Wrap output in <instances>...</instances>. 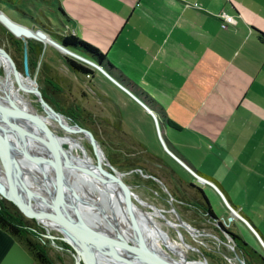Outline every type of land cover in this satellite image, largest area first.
I'll list each match as a JSON object with an SVG mask.
<instances>
[{"label": "crops", "instance_id": "crops-1", "mask_svg": "<svg viewBox=\"0 0 264 264\" xmlns=\"http://www.w3.org/2000/svg\"><path fill=\"white\" fill-rule=\"evenodd\" d=\"M55 2H59L58 7L65 13L62 19L67 22V31L80 35L106 54L109 62L155 103L161 134L173 153L195 171L214 179L225 191L229 203L246 217L243 207L233 201L216 176L202 170L191 155L178 148L167 135L174 131L192 135L201 142L203 138L208 139L202 149L211 154L215 146L231 159L233 167L244 169L240 178L242 189H253L264 205V180L261 177L258 180L252 173V169L257 168L264 176V0ZM222 14L235 17L236 25L223 27ZM93 78H99L105 85L109 83L97 73ZM117 89L114 84L110 86L112 96ZM123 96L127 94L124 92ZM136 107L149 124H155L149 112L137 103ZM120 112L132 141L136 139L135 134H139L127 123L131 115ZM168 120L180 129L171 128ZM130 140L127 142L131 143ZM140 150L150 155L144 147ZM118 151L123 153L124 149L118 148ZM153 157L163 162L157 164L159 172H171L191 184L192 180L183 178L175 167L161 159L162 156ZM232 159H237L241 165ZM216 162L223 168L224 160ZM124 169L121 170L126 171ZM172 182H175L174 177ZM197 188H201L213 210L212 189ZM224 208L227 210L226 206ZM246 218L264 240V231ZM237 235L247 243L240 232ZM248 245L264 257L255 240L253 245ZM0 264L34 262L19 243L0 230Z\"/></svg>", "mask_w": 264, "mask_h": 264}, {"label": "rangeland", "instance_id": "rangeland-1", "mask_svg": "<svg viewBox=\"0 0 264 264\" xmlns=\"http://www.w3.org/2000/svg\"><path fill=\"white\" fill-rule=\"evenodd\" d=\"M59 1L61 3L63 2V0ZM55 3L58 7L59 2ZM0 8L11 20L19 25H24L29 29L33 30V24L30 23V17H32L35 20L39 19L43 23H47L48 21L52 24L55 30H60L61 33H65L63 25L64 23L67 24V22L60 17L57 12V8L43 4L37 0H22L16 4L14 9L7 8L2 5ZM34 31L36 32V30ZM9 32L10 31L0 23V46L8 51L12 59L20 63L22 52L19 49L21 48L23 41L16 36L15 38H11L9 36ZM74 36L81 39L83 42L88 43L80 35L74 34ZM88 44L94 48H97L91 43ZM35 45L42 47L43 50L40 56L34 55L33 61L36 62L37 66L35 70L30 73L32 79L35 80L37 84L36 87L41 92L42 97L44 98L46 95L51 98L48 92L49 85L46 83V81L51 78H55V83L62 88L64 93V95H60V97L57 98L58 102L61 103L60 105L64 108L65 112L75 119H78L79 114H81L86 120H88L87 117H90L91 122L90 124H86L88 127H85L91 128L94 131L105 155L110 160L112 165L116 164V166L121 167L123 170L124 164L130 162L132 164H137L138 167L142 169V172L140 169H135L132 172H128L129 174H126L123 177L124 183L131 190L138 193L140 199L158 207L165 217L171 222L178 223L177 215L172 211L174 208L187 224L196 229H200V235L196 236L188 233L183 228L176 226L173 228L169 226L161 216L150 212L151 209L143 207L144 210L150 212L148 217L152 222V236L154 238L155 246L159 250L168 254L175 260L181 259L177 253H174V251H177L181 254L182 260L183 258H186L187 261L199 262V260L202 261L205 257L208 261V264H241L236 257V255H238L246 262V259L242 257V253L237 249H233L234 246L227 242L223 235L218 234L213 227L214 225L212 226L208 224L206 222V218H202L203 215L199 214L197 209H194V207L188 205L187 207H184L170 198L168 192L170 193L171 191L174 196L179 199H184V201L197 200L198 192L195 188L190 187V184L179 180L178 177L171 172L165 171V174L159 172L160 169L158 168L157 164H162L163 162L154 158L153 155L164 157H161V159L172 168L175 167V170L177 169V172L179 171L182 177L187 181L192 180L190 183L194 184L196 188L201 186H208L211 188L212 194L210 195V200L213 210L218 218L223 223L229 225V228L232 232L237 234L240 232L241 236L247 241L248 244L253 245L255 240L264 253V249L260 245L261 242L258 239L257 234L252 230L251 226L236 217L231 211L228 210L227 207L226 208L228 212L224 208L226 204L220 193L212 186L207 185L206 182H203L198 177H195L193 173L186 170L180 163H178L176 159L168 154L158 136L156 126H154L155 124H149L146 116L142 114L139 108L136 107V102L134 99L128 95L126 97L123 96L124 92L120 88L119 90L117 89L116 93L113 92L112 96L109 89L110 86H113V84L109 81V79L107 80L105 78L106 82L108 81L110 83L105 85L103 81H99V78L94 79L93 77L80 75L72 71L65 60V56L60 53L58 48L51 45L49 42H41L35 39H29L27 50L29 47L33 49ZM30 63H32V60ZM0 75H6L4 61L1 56ZM15 86L18 87L21 92L25 93L28 96L27 98L32 101V105L36 111V114L46 116L45 112L43 111V107L35 94L29 92L27 89L20 88L16 82ZM75 107H77L79 111H75ZM120 110L125 115H131L133 118L132 121L131 117L129 116V121H127V123L132 125L130 128L133 129V131L135 130L139 135L135 134L136 139H133L132 141L129 139L130 136L127 132L128 129L121 121ZM63 116L69 125L73 126L77 124H75L70 118H67L68 116ZM45 127L51 129L56 137H58V145L64 151L67 149L66 152L70 155L78 153V155L91 158L93 160L92 162L96 164L97 160L93 148L82 133H70L64 130L62 127ZM61 137H69L73 141L78 142L80 144L79 150L73 151L69 142L59 141ZM167 137L170 138L169 140L175 143L178 148L191 155L194 162L201 166L202 170H206L214 174L221 184H223V186L227 189L233 201L237 205H241L243 207L244 213L246 212V217H248L254 223L258 230L264 231V205H262V202L259 201V194L254 193L253 189H242L243 184L240 178H242L244 169L233 167L231 164V159L226 157L220 151H217V147L213 145L212 146L214 149L211 154L207 152L205 148L203 150V144L205 145L208 139L203 138L201 139L203 142H201L193 138L192 135L185 134L184 132L177 133L174 131H170ZM190 137L191 139L189 140ZM127 140H130L131 143H129V141L127 142ZM138 144L143 146L150 153V155L140 152V148L143 147L138 146ZM118 148H123L125 152H119ZM205 151L207 152V155ZM170 152L173 153L171 149ZM173 154L181 162L189 167V165H187V163L182 158H180L175 153ZM118 157H120L119 160ZM221 158L224 160L223 168H219L216 162L223 161ZM232 160H235L236 162L238 161L237 159ZM239 165L241 164L239 163ZM0 167L7 171L1 158ZM252 170L254 171L252 172L253 175L257 177L258 180L260 177L261 180H264V176L259 174L257 168ZM150 173L153 175H158L159 177H163L165 181H161L162 183L159 181L156 183L153 182L152 178L150 177L152 176ZM172 177H174L175 182H172ZM178 185L180 188H177ZM168 187H170V190ZM100 188L103 189L102 186H100ZM2 198L3 197L0 195V199ZM29 200L35 203L33 197H30ZM87 201V204L94 209V212L98 217L101 216L103 219L107 217L105 213L97 209L98 203L96 201H93L92 199ZM237 213L240 214L238 210ZM229 217H233L232 222L229 221ZM27 219L39 227L40 231L46 235L45 226L43 225L45 223L43 221L39 223L35 219L32 221L30 217H27ZM236 221V226H234ZM127 222L129 223V221ZM45 225L50 229V234L56 237L53 242L48 237L44 236L45 245L49 249V253L52 258L57 262V264H76L73 251L70 249L69 245L64 246V242L60 239L62 235L52 227H49L47 224ZM111 228V230L115 232L113 225ZM176 228H178V230L181 232L185 244L189 247H186V245L183 244L181 236ZM146 230L148 231V229ZM167 241H169V247L166 244ZM247 260L250 261V264H257L248 257Z\"/></svg>", "mask_w": 264, "mask_h": 264}, {"label": "water", "instance_id": "water-1", "mask_svg": "<svg viewBox=\"0 0 264 264\" xmlns=\"http://www.w3.org/2000/svg\"><path fill=\"white\" fill-rule=\"evenodd\" d=\"M12 21L13 20L0 10V23L3 24L11 34L19 37L24 42L23 73L17 68L8 51L0 46V56L6 61L9 74L14 77L16 83L20 87H24L21 77L32 78L28 67L27 44L29 39L49 42L59 49L60 53L65 56V59L72 58L94 69L96 71L95 73L102 75L107 80L109 79L112 84L120 88L134 99L145 111L150 113L154 120L158 136L168 154L176 159L186 170L193 173L195 177H198L201 181L206 182L207 185L215 188L222 196L228 210L240 220L251 226L261 242V247L264 249V240L258 231L249 220L242 214L237 213V209L228 202L220 188L213 182L197 174L190 166H186V164L181 162L170 152L161 134L160 119L143 101L123 87L92 60L56 42L41 30H36L35 32L34 28L33 30L29 29L13 21L29 34L23 31L16 32L9 27V25L13 23ZM28 91L37 96L48 118L56 121L60 127L70 133H82L84 135L85 139L91 144L97 161L96 164L91 163L86 165L80 160L67 155L68 153L58 145L56 135L51 129L45 127L41 121L21 110L12 102H9L11 107L0 104V156L3 159V165L9 176V189L0 181V195L30 214L37 222L41 223L42 221H48L59 225L61 228L59 233L62 235L60 239L65 244L69 245L70 249L73 251L76 264H112L111 262L122 264H188L189 262L186 258L182 260L181 254L177 251H174V253L180 256L182 263H178L177 260L168 254H162L156 249L152 236V222L148 217L150 212L161 216L166 223L173 228H175L174 223L166 218L158 207L142 201V199L124 183L123 177L129 173L121 172L112 165L105 155L98 139L94 137L92 132L78 124L73 126L69 125L64 116L56 112L54 108L45 101L37 87L28 88ZM35 116L37 117V115ZM101 156H103L104 162ZM74 172L86 175V177L93 182H108L120 213L124 220L129 221L131 225V230L125 229L127 230L126 233L128 236H125L124 229L116 222L112 224L115 229L113 237L100 232L95 219L90 217L88 213L82 211V209L87 206L78 199V193L75 190L76 185H72L70 181H68L70 178L68 174ZM33 188L44 192L42 195H45L47 204H44L36 198H33L35 202L34 205L28 201L31 197L30 193L32 192L30 190H33ZM169 196L173 198L170 194ZM137 203L148 207L151 211L142 210ZM40 205H42V207H40ZM46 208H50V211L46 210ZM172 211L177 215L178 223L175 224L178 227L183 228L192 235H200L198 230L187 224L174 208ZM108 221L111 222V219L108 218ZM229 221L232 222L233 217H229ZM213 222L227 242L231 243L234 246L233 249H235V239L232 233L227 230L229 225L226 223L221 225L216 218H213ZM43 225L46 230L45 236L54 242L56 237L50 234V229L45 224ZM146 229H148V231H146ZM176 230L180 234L183 244H185L181 232L178 228H176ZM108 234L112 235L113 233L109 231ZM168 243L169 241L166 242L169 247ZM186 247L189 246L186 245ZM236 257L241 264H246L238 255H236ZM199 262L201 264H208L205 257L202 261L199 260Z\"/></svg>", "mask_w": 264, "mask_h": 264}, {"label": "trees", "instance_id": "trees-1", "mask_svg": "<svg viewBox=\"0 0 264 264\" xmlns=\"http://www.w3.org/2000/svg\"><path fill=\"white\" fill-rule=\"evenodd\" d=\"M21 1L22 0H0V6L2 5L4 7L14 9L16 4H18ZM37 1L43 4H46V5H49L51 7L57 8V12L61 18L62 16H65V13L62 10V8L60 6L57 7V5L54 4V0H37ZM30 23L33 24L32 28H34L35 30H41L42 32L47 34L50 38L55 40L56 42L62 44L63 46L74 51L75 53L92 60L94 63L99 65L105 72H107L111 77H113L116 81H118L123 87L128 89L131 93H133L136 97H138L141 101H143L153 112H155L156 114L159 113L156 109L155 103L147 95H145V93H143L119 69L114 67L109 62L106 54H104L99 49L90 46L88 43L83 42L81 39L77 38L76 36L68 32L65 27L66 26L65 23L63 25L65 29V33H61L60 30H55L52 24L49 23L48 21L47 23H43L39 19L35 20L34 18L30 17ZM9 36L11 38H15V36L11 34L10 32H9ZM262 36L264 37V35ZM19 50L22 52L21 62L18 63L16 60L14 59L13 60L17 68L23 73L24 72V42H22V46ZM42 50H43L42 47H38V45H35L33 49L31 47L28 48L27 50L28 51V66H29L30 72L35 70L37 66L36 62L33 61L34 55L40 56L42 54ZM31 60H32V63H30ZM65 60L68 66L70 67V69L77 74L85 75L89 77H94V75L96 74L95 73L96 71L94 69L74 59L68 58ZM55 82H56L55 78L54 79L51 78L46 81V83L49 85L48 92L51 98L45 95L44 96L45 101L49 105H51L56 112L61 113L65 116H68L67 118L74 119L75 121L73 120L72 121L75 124L77 123L78 125L84 128L88 127L86 126V124H90L91 122L90 117H87L88 120H86L83 118L81 114H79L78 119H75L72 116L68 115L67 112H65L64 108L60 105L61 103H59L57 99L58 97H60V95H64V93H63L62 88L59 87ZM75 111H79V109L75 107ZM167 122L171 128L177 129V130L180 129V127L176 125L175 123L169 120ZM160 123H161V120H160ZM86 129L90 130L92 134L94 135V137L97 139L96 134L91 128H86ZM114 166H116V164ZM124 168L126 171L141 169L138 167L137 164H134V163L132 164L130 162H127L126 164H124ZM196 173L206 178L207 180L213 182L214 184H216L220 188V190L224 193L226 199L228 200V197L225 191L214 179L200 172L196 171ZM189 186L192 188H195L196 191L198 192L197 193L198 198L197 200L194 201L195 205L192 204L191 206L196 208L201 213L205 215L207 214V216L210 218L218 219L215 216L201 188L200 189L196 188L193 184H190ZM198 194L200 195V197ZM233 207L237 209L235 206ZM27 217H30V219L34 221V218L30 214L26 213L25 211L17 207L12 202L4 198L0 199V230L8 233L17 243H19L27 251L28 255L32 258L34 264H57V262L50 255L49 249L45 245V240H44L45 234L40 231L39 227H37L30 220H28ZM232 236L235 239V242L238 247L237 248L238 251L242 253V257L246 259L247 264H250V261L247 260V257L251 259L252 261H255L257 264H264V257L262 255H260L254 249H252L240 236L235 235V234H232ZM64 246H67V244L64 243Z\"/></svg>", "mask_w": 264, "mask_h": 264}, {"label": "bare ground", "instance_id": "bare-ground-1", "mask_svg": "<svg viewBox=\"0 0 264 264\" xmlns=\"http://www.w3.org/2000/svg\"><path fill=\"white\" fill-rule=\"evenodd\" d=\"M9 27L16 32L23 31V32L29 34L27 31H25L24 29H21V27L14 22L11 25H9ZM3 61H4V65H5L6 75L5 76L0 75V93H1L0 104H2L4 106L11 107L9 102H12L21 110L32 115L34 118H37L39 121L42 122V124L44 126L60 127V125H58L57 122L48 118L47 116L36 114V111L32 105V101L27 98L25 93L21 92L18 89V87L15 86L16 81H15L14 77L11 74H9V68H8V65H7L6 61L4 60V58H3ZM21 81H22V84L24 86V87H20L22 89L28 90V88H34L37 85L35 80H33L32 78L29 79V78H26L23 76V77H21ZM35 115H37V117ZM69 136H71V135H69ZM59 141L69 142L70 147L73 151L79 150L80 144L76 141H73L69 137H61L59 139ZM66 150L67 149H65V151ZM67 155L80 160L82 163H84L86 165L93 163L92 162L93 160L91 158H87V157H84L82 155H78V153L77 154L74 153L73 155H70L68 153ZM0 158L2 159L1 156H0ZM101 158L104 162L103 156H101ZM68 176H70L68 181H70V183L72 185H76L75 190L78 193V199L82 203H84V205L87 206V207H84L82 209V211L84 213H88V215L90 217H93L95 219V222L98 225L99 231L102 233H106L107 235L113 237L114 231L111 230L112 229L111 227H112V224H114V222H116V223H119V226H121L122 229H124L125 236H128L126 233L127 230H125V229L127 228L128 230H131V225L126 220H124L122 218V214L120 213L118 206L116 205V202L114 200V194H113L112 189L109 186L108 182H106V181H102V182L101 181H95V182H93L91 179H88L86 177V175H82L78 172L69 173ZM0 181L9 189L8 172L3 170L1 167H0ZM100 186H102L103 189H101ZM30 191H32L30 193L31 197L36 198L39 201H42L44 204H47V201L45 200L46 199L45 195H42L44 192H41V191H39V189H36V188H33V190H30ZM8 192H9V190H8ZM89 199H92L93 201H96L98 203V210H101V212H105L106 213L105 215L109 219H111V222L108 221V218L103 219L101 216L98 217L96 215V213L94 212V209L87 204V202H88L87 200H89ZM28 201L31 202L33 205L35 204L29 199H28ZM111 201H113L114 203L112 202V204H111ZM112 205L114 206V208ZM40 207H42V205H40ZM46 210L50 211V208H46ZM43 222L58 232L61 229L60 226L54 222H48V221H43ZM174 226L178 227L175 223H174ZM109 231L112 232L113 234L112 235L108 234ZM133 245L137 246L136 244H133ZM156 249L159 250L157 247H156ZM159 251L162 254L164 253L161 250H159ZM164 254L167 255L166 253H164ZM177 262L182 263L181 260H177ZM188 262H189L188 264H200V262H197V261H188ZM111 263L112 264H122V263H118V262H111Z\"/></svg>", "mask_w": 264, "mask_h": 264}, {"label": "flooded vegetation", "instance_id": "flooded-vegetation-1", "mask_svg": "<svg viewBox=\"0 0 264 264\" xmlns=\"http://www.w3.org/2000/svg\"><path fill=\"white\" fill-rule=\"evenodd\" d=\"M27 96V95H26ZM28 97V96H27ZM71 120H73V121H75L74 119H71ZM118 170H120L121 172H124V173H128V172H132V171H134V170H131V171H122L121 170V168H119V167H117V166H115ZM141 170V172H142V169H140ZM151 174V173H150ZM152 176H150L151 178H152V181L153 182H157V181H159V182H161V181H163L162 180V178L161 177H159L158 175H153V174H151ZM162 183V182H161ZM194 185V184H193ZM195 186V185H194ZM196 187V186H195ZM165 188L167 189V187L165 186ZM170 190V189H169ZM168 191V190H167ZM194 191H195V189H194ZM136 193V192H135ZM194 193H196V192H194ZM137 195H138V193H136ZM171 195L173 198V200L174 201H176V202H178L180 205H183L184 207H187V205L188 206H191L192 204H194L195 205V203H194V201L195 200H192V201H184V199H179V198H177L176 196H174L173 195V193H171V191H170V193L168 192V195ZM199 195V194H198ZM138 197H139V195H138ZM199 197H200V195H199ZM140 198V197H139ZM171 198V197H170ZM143 201V200H142ZM145 202V201H144ZM146 203H149V202H146ZM138 204V206L142 209V210H144V208L143 207H146V206H143V205H140L139 203H137ZM150 204V203H149ZM192 207V206H191ZM148 208V207H147ZM194 209H196V208H194ZM146 211V210H145ZM197 211V210H196ZM199 214H202L203 215V217L202 218H206V222L208 223V224H210V225H214L213 227L215 228V229H217V230H215L218 234H221L220 233V231H219V229L215 226V224H214V222H213V218H210V217H208L207 216V214L205 215V214H203V213H201L200 211H199ZM216 222V221H215ZM218 222L219 223H221V225L223 224V222L222 221H220V220H218ZM191 226V225H190ZM192 227V226H191ZM181 228V227H180ZM194 228V227H193ZM196 229V228H195ZM198 230V233H200V229H197ZM227 230L228 231H230L232 234H235V233H233L231 230H230V228L228 227L227 228ZM222 235V234H221ZM235 235H237V234H235ZM239 236V235H238ZM236 243V242H235ZM236 246V248L235 249H237L238 247H237V244L235 245ZM238 250V249H237Z\"/></svg>", "mask_w": 264, "mask_h": 264}, {"label": "built area", "instance_id": "built-area-1", "mask_svg": "<svg viewBox=\"0 0 264 264\" xmlns=\"http://www.w3.org/2000/svg\"><path fill=\"white\" fill-rule=\"evenodd\" d=\"M223 20V27H228L230 25H236L237 21L235 19V17L228 15V14H222L220 16Z\"/></svg>", "mask_w": 264, "mask_h": 264}]
</instances>
